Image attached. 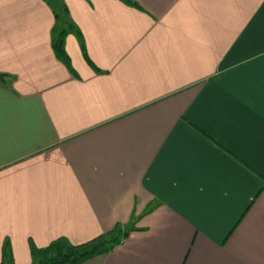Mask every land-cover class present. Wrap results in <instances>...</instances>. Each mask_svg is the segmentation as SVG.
Here are the masks:
<instances>
[{
    "label": "crops",
    "instance_id": "1",
    "mask_svg": "<svg viewBox=\"0 0 264 264\" xmlns=\"http://www.w3.org/2000/svg\"><path fill=\"white\" fill-rule=\"evenodd\" d=\"M59 1L0 0V262L264 264V0Z\"/></svg>",
    "mask_w": 264,
    "mask_h": 264
},
{
    "label": "trees",
    "instance_id": "2",
    "mask_svg": "<svg viewBox=\"0 0 264 264\" xmlns=\"http://www.w3.org/2000/svg\"><path fill=\"white\" fill-rule=\"evenodd\" d=\"M121 2L136 7L130 0H120ZM71 24L56 25L53 30L52 49L56 58L70 68V59L65 52V36L73 30ZM83 49V56L91 64L87 54ZM5 83V77L0 74V84ZM130 233V230L116 228L109 232L100 234L91 240L80 244H74L67 238L60 237L51 241L46 247L38 248L31 241L29 242V253L32 261L37 264H85L86 262L100 256L107 255ZM0 264H14L11 255L10 243L4 240L1 249Z\"/></svg>",
    "mask_w": 264,
    "mask_h": 264
},
{
    "label": "rangeland",
    "instance_id": "3",
    "mask_svg": "<svg viewBox=\"0 0 264 264\" xmlns=\"http://www.w3.org/2000/svg\"><path fill=\"white\" fill-rule=\"evenodd\" d=\"M52 3L56 9H59V4H60L59 0H52ZM31 264H37V262L32 261Z\"/></svg>",
    "mask_w": 264,
    "mask_h": 264
}]
</instances>
